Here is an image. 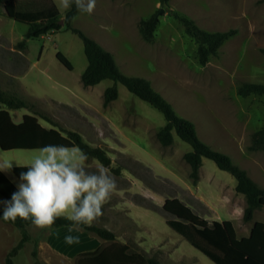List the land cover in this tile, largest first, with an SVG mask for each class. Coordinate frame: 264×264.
<instances>
[{
	"label": "rangeland",
	"instance_id": "1",
	"mask_svg": "<svg viewBox=\"0 0 264 264\" xmlns=\"http://www.w3.org/2000/svg\"><path fill=\"white\" fill-rule=\"evenodd\" d=\"M161 8L165 11L159 14ZM171 11L208 32L237 29L238 33L202 65L197 44ZM155 13L159 24L152 41H145L140 21ZM65 14L60 10L61 19ZM72 25L111 52L123 73L149 80L179 116L194 122L203 142L228 154L264 187V151L249 150L253 133L264 126V95L242 97L237 92L242 83L264 84V0H170L167 5L159 0H96L94 12L78 13ZM27 31V24L6 16L0 7V84L111 157L107 168L117 190L93 225L113 231L116 241L128 245L131 252L163 264H215L173 231L167 220L200 225L230 220L240 239L250 235L255 222H264V208L256 210L251 221L243 219L245 197L235 191V178L212 160L204 159L200 178L193 181L184 159L192 147L175 133L170 146H162L157 138L165 124L161 112L121 83L118 99L104 106V92L115 84L112 80L83 86L81 75L88 61L77 34L62 29L25 39ZM58 52L69 59L72 70L60 63ZM11 114L19 123L32 111L19 109ZM37 155L38 150L0 148V164L26 166ZM98 164L91 159L85 167L95 171ZM1 171L16 186L22 183L11 169ZM27 230L31 239L14 258L15 264H34L35 248L43 264H77L80 253L111 244L83 228L69 232V227L38 229L31 224ZM67 235L78 236L79 242L68 245ZM21 237L20 229L0 219V264Z\"/></svg>",
	"mask_w": 264,
	"mask_h": 264
},
{
	"label": "trees",
	"instance_id": "2",
	"mask_svg": "<svg viewBox=\"0 0 264 264\" xmlns=\"http://www.w3.org/2000/svg\"><path fill=\"white\" fill-rule=\"evenodd\" d=\"M159 1L162 5H167L170 0ZM0 7L6 16L28 25L25 39L39 38L62 29L77 34L83 41L84 53L88 61V65L81 75L83 86H95L106 79L115 82L104 92V106H108L118 99V83H121L132 94L163 114L165 124L157 132V138L162 146L172 145L175 133L192 147L184 154V159L191 167L190 177L194 182L200 178V169L203 167L204 159H210L219 169L230 173L235 178V190L246 200L243 213L245 221H251L255 211L264 208V187H261L248 174L247 170L234 163L228 154L215 150L203 142L198 136L194 122L179 116L171 103L152 87L149 80L123 73L111 52L84 31L72 25L74 20L72 18L78 14L74 5L65 14L68 17L67 20L60 18V10L54 0H5L1 2ZM170 13L197 44L198 61L202 65L209 61L210 56L216 55L227 40L238 33L237 29L208 32L199 28L190 18L174 11ZM158 24V13L140 21V33L145 41H152ZM25 39L21 45H25ZM261 52L264 55V48L261 49ZM56 57L66 68L73 69L72 63L62 52H58ZM237 92L242 97L262 96L264 95V84L242 83ZM19 109H28L32 111V114H25L22 121L16 123L11 111ZM39 118L52 126H44ZM46 145L78 147L87 154L88 161L95 159L106 167L112 163L111 157L104 148L92 146L84 140L78 131L64 129L48 114L33 110L28 101L3 89L0 84V148L6 151L39 150ZM249 150L264 151V126L253 133ZM27 171L28 167L26 166L11 167V172L19 179L20 174ZM16 191H18V187L0 170V198L8 201ZM2 211L3 209L0 207V215H2ZM5 223L14 225L20 229L22 234L20 241L5 258L4 264H15L14 258L31 239L27 230L31 221L17 218L15 222ZM70 225V221L58 218L52 227L61 228L70 227ZM167 225L215 264H264V222L262 221L255 222L250 235L241 239L237 237L236 230L230 220L213 221L211 225H200L191 220L168 219ZM82 228L95 233L111 244L101 250L80 254L77 264H163L144 253L131 252L128 245L117 242L116 234L105 227L92 224L91 226H82ZM32 256L35 259L34 264H43L37 260L38 251L36 248L33 250Z\"/></svg>",
	"mask_w": 264,
	"mask_h": 264
},
{
	"label": "clouds",
	"instance_id": "3",
	"mask_svg": "<svg viewBox=\"0 0 264 264\" xmlns=\"http://www.w3.org/2000/svg\"><path fill=\"white\" fill-rule=\"evenodd\" d=\"M73 5L78 13L91 15L96 0H58L57 8L66 13ZM97 134L102 136V130L97 129ZM38 151L39 155L26 165L28 171L20 174L18 191L10 200L0 201L4 205L0 219L15 222L20 218L30 220L35 228L51 229L58 218H64L71 222L69 232L91 226L117 190L115 177L103 164L89 171L85 167L88 156L78 147L46 145ZM11 167L8 161L0 164V170ZM78 242V236H65L68 245Z\"/></svg>",
	"mask_w": 264,
	"mask_h": 264
},
{
	"label": "crops",
	"instance_id": "4",
	"mask_svg": "<svg viewBox=\"0 0 264 264\" xmlns=\"http://www.w3.org/2000/svg\"><path fill=\"white\" fill-rule=\"evenodd\" d=\"M22 119H23V117H22ZM21 121H22V120H21ZM19 123H20V122H19ZM235 187H236V185H235ZM235 191H236V190H235ZM224 221H225V220H224ZM220 222H222V221H220ZM64 230H66V229H63V230L60 229V231H64ZM250 233H251V232H250ZM53 246H54V247H58V248H59V247H62V245L60 246L59 244H55V243L53 244ZM82 251H84V250H82ZM88 252H93V250H92V251L89 250ZM82 253H85V252H82ZM82 253H80V254H82Z\"/></svg>",
	"mask_w": 264,
	"mask_h": 264
},
{
	"label": "water",
	"instance_id": "5",
	"mask_svg": "<svg viewBox=\"0 0 264 264\" xmlns=\"http://www.w3.org/2000/svg\"><path fill=\"white\" fill-rule=\"evenodd\" d=\"M164 11H165V9H164V8H161L159 14L163 13ZM61 24H63V21H61ZM18 179H19V178H18Z\"/></svg>",
	"mask_w": 264,
	"mask_h": 264
}]
</instances>
